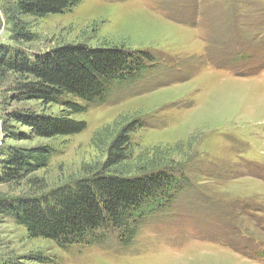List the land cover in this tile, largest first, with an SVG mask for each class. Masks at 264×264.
I'll return each instance as SVG.
<instances>
[{
	"label": "rangeland",
	"instance_id": "obj_1",
	"mask_svg": "<svg viewBox=\"0 0 264 264\" xmlns=\"http://www.w3.org/2000/svg\"><path fill=\"white\" fill-rule=\"evenodd\" d=\"M12 2L0 0L2 44H12L5 13ZM25 21L35 34L24 45L33 61L79 43L151 60L74 115L87 124L81 133L23 135L30 129L9 121L0 150L54 152L25 179L1 183L0 200L73 183L106 159L113 137L130 124L131 166L163 157L182 188L125 242L109 236L62 248L0 214V264H264V0H81ZM26 106L43 110L33 101L6 108ZM60 110L50 105L45 113ZM40 253L49 261L31 259Z\"/></svg>",
	"mask_w": 264,
	"mask_h": 264
},
{
	"label": "trees",
	"instance_id": "obj_2",
	"mask_svg": "<svg viewBox=\"0 0 264 264\" xmlns=\"http://www.w3.org/2000/svg\"><path fill=\"white\" fill-rule=\"evenodd\" d=\"M79 1L13 0L5 11L12 32V44L0 43V118L5 135L11 120L30 129L23 135L54 138L83 132L86 122L74 115L102 103L111 85L137 78L151 60L143 52L82 43L60 46L31 60L24 45L35 34L25 18L62 13ZM29 101L39 102L43 110L6 108ZM50 105L60 106V112L45 113ZM129 126L113 137L100 165L48 193L1 199L0 214L25 226L29 237L51 239L62 248L101 244L109 236L124 242L134 238L133 227L166 205L172 191L182 185L177 169L162 162L163 157L139 158L137 163L146 160L145 164L131 166L135 156L129 133L134 129ZM53 152L45 147L0 150V184L25 179ZM33 257L41 263L49 261L41 253Z\"/></svg>",
	"mask_w": 264,
	"mask_h": 264
},
{
	"label": "water",
	"instance_id": "obj_3",
	"mask_svg": "<svg viewBox=\"0 0 264 264\" xmlns=\"http://www.w3.org/2000/svg\"><path fill=\"white\" fill-rule=\"evenodd\" d=\"M1 31H2V22L0 19V33H1ZM2 139H3V131H2V128L0 126V145H1Z\"/></svg>",
	"mask_w": 264,
	"mask_h": 264
}]
</instances>
